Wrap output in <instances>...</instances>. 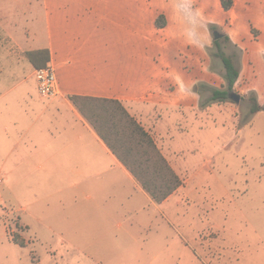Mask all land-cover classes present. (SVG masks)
<instances>
[{
	"label": "rangeland",
	"instance_id": "1",
	"mask_svg": "<svg viewBox=\"0 0 264 264\" xmlns=\"http://www.w3.org/2000/svg\"><path fill=\"white\" fill-rule=\"evenodd\" d=\"M132 1V13H170L172 27L179 29L173 35L181 39L177 58L195 65L196 79L180 70L185 95L163 92L156 104L146 103L156 100L149 97L137 110L183 187L167 204L149 203L137 213L116 205L112 216L101 211L104 218L41 223L27 190L17 196L5 182L0 264H264V111L250 112L252 96L264 106V0H235L231 11L222 0H193L213 41L207 50L183 38L176 0ZM28 47L0 48V166L28 150L46 121L41 110L52 100L38 91ZM219 47L240 69L225 101L211 99L214 89L227 90ZM232 93L241 95L239 103ZM17 235L25 245L14 240Z\"/></svg>",
	"mask_w": 264,
	"mask_h": 264
},
{
	"label": "crops",
	"instance_id": "2",
	"mask_svg": "<svg viewBox=\"0 0 264 264\" xmlns=\"http://www.w3.org/2000/svg\"><path fill=\"white\" fill-rule=\"evenodd\" d=\"M8 1L0 0V48L20 50L23 43L29 51L49 50L59 94L41 110L46 121L32 134L28 150L3 161V184H12L8 187L17 196L27 190L34 219L41 223L104 218L101 211L112 216L116 205L137 213L149 203L167 204L183 184L156 203L69 96L118 99L138 119L145 99L154 97L145 102L156 104L163 92L177 99L185 95L180 70L196 79L195 65L177 58L181 39L173 35L179 29L172 27L170 13H132V0ZM160 14L167 21L164 28L154 23ZM169 49L172 55L164 54ZM191 51L188 45L187 56Z\"/></svg>",
	"mask_w": 264,
	"mask_h": 264
},
{
	"label": "trees",
	"instance_id": "3",
	"mask_svg": "<svg viewBox=\"0 0 264 264\" xmlns=\"http://www.w3.org/2000/svg\"><path fill=\"white\" fill-rule=\"evenodd\" d=\"M222 4L228 11L232 9L234 0H222ZM155 24L166 26L165 16L158 15ZM217 54L225 67L227 90L214 89L211 99L225 101L229 99L228 90H233L239 81L240 69L220 47ZM29 58L36 68H40L50 61V52L47 49L31 51ZM69 99L156 203L164 202L182 186V178L155 138L121 100L84 95H71ZM260 111H264V106L256 96H252L251 114ZM14 240L25 245V240L18 235L14 236Z\"/></svg>",
	"mask_w": 264,
	"mask_h": 264
},
{
	"label": "clouds",
	"instance_id": "4",
	"mask_svg": "<svg viewBox=\"0 0 264 264\" xmlns=\"http://www.w3.org/2000/svg\"><path fill=\"white\" fill-rule=\"evenodd\" d=\"M174 13L182 27L183 38L194 48L207 50L213 47L208 24L202 13L194 7L193 0H176ZM264 54V50H261Z\"/></svg>",
	"mask_w": 264,
	"mask_h": 264
},
{
	"label": "built area",
	"instance_id": "5",
	"mask_svg": "<svg viewBox=\"0 0 264 264\" xmlns=\"http://www.w3.org/2000/svg\"><path fill=\"white\" fill-rule=\"evenodd\" d=\"M35 77L38 83V91L44 98H54L59 94L58 78L56 68L52 63L36 68ZM4 178L0 176V185Z\"/></svg>",
	"mask_w": 264,
	"mask_h": 264
},
{
	"label": "water",
	"instance_id": "6",
	"mask_svg": "<svg viewBox=\"0 0 264 264\" xmlns=\"http://www.w3.org/2000/svg\"><path fill=\"white\" fill-rule=\"evenodd\" d=\"M220 36L221 35L217 31L214 33V39H218L220 38ZM230 98L233 99L236 103H239L241 100V95L238 93H232L230 95Z\"/></svg>",
	"mask_w": 264,
	"mask_h": 264
}]
</instances>
